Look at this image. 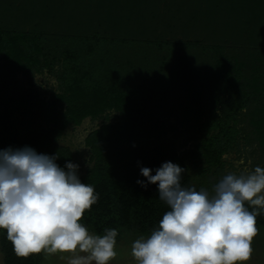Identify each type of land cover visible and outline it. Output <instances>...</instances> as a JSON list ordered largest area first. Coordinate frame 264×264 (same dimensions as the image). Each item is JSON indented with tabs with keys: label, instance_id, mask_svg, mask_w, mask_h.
Returning <instances> with one entry per match:
<instances>
[{
	"label": "trees",
	"instance_id": "16d2710c",
	"mask_svg": "<svg viewBox=\"0 0 264 264\" xmlns=\"http://www.w3.org/2000/svg\"><path fill=\"white\" fill-rule=\"evenodd\" d=\"M45 71L59 84L49 100L18 79ZM111 111L85 140L92 165L78 175L98 199L81 223L147 237L170 209L157 185L137 183L141 168L179 164L182 186L199 190L188 158L221 173L240 124L264 159V0H0V150L65 167L66 129ZM180 128L201 135L196 152L159 135ZM256 220L263 230L264 211ZM0 246L4 264H42V253L17 257L4 229Z\"/></svg>",
	"mask_w": 264,
	"mask_h": 264
},
{
	"label": "clouds",
	"instance_id": "9594fccd",
	"mask_svg": "<svg viewBox=\"0 0 264 264\" xmlns=\"http://www.w3.org/2000/svg\"><path fill=\"white\" fill-rule=\"evenodd\" d=\"M56 160L29 147L0 150V229L6 230L17 257L67 253V264H110L117 255L118 231L105 229L99 235L81 223L98 196L92 185L81 182L79 165L61 167ZM185 171L171 161L155 175L141 168L147 183H137L157 185L159 199L170 210L149 236L133 241L136 264L249 261L258 234L256 217L264 211V168L228 173L211 193L183 187Z\"/></svg>",
	"mask_w": 264,
	"mask_h": 264
},
{
	"label": "rangeland",
	"instance_id": "374dc122",
	"mask_svg": "<svg viewBox=\"0 0 264 264\" xmlns=\"http://www.w3.org/2000/svg\"><path fill=\"white\" fill-rule=\"evenodd\" d=\"M18 79L21 82V86L25 91L33 90L39 93L43 99L49 100L53 93L59 89L57 78L47 71L42 74H35L30 78H26L23 75H19ZM117 112H108L98 120H91L90 118L85 119L79 126H69L60 144L69 147L74 154V163L79 165L78 172L85 174L91 167V152L89 147L86 146L85 140L90 132L100 128L103 124L108 122H114L117 119ZM175 121L171 119L168 123L173 124ZM166 124V125H168ZM241 131L239 136V146L232 150L228 155L224 157V168L221 173L215 174V170L201 175L200 170L203 167H208V164L202 162L198 158L189 157L187 162L190 167L193 183L200 190L204 188L210 193L213 190V185L217 183L224 175L228 173H237L244 170L252 171L256 166L264 168V159L261 155V151L258 149L256 143H252L248 135V130L243 128V124L237 128ZM194 131V130H192ZM161 139L164 141H174L177 147L178 153L181 155H187L191 152H196L198 145L200 144V134L194 135L193 132L187 131L186 128H180L178 137H175L172 131L166 133H159ZM153 139V138H152ZM90 165V166H89ZM93 232L92 230H89ZM95 233V232H93ZM96 234V233H95ZM140 234L131 231H123L117 237L115 259L110 261V264H136L135 260L131 255V245L133 241L139 238ZM253 253L249 261L244 264H264V229L258 231V234L253 238L252 241ZM61 255L64 259H61ZM70 254H56L51 256H45L42 253V264H67V257ZM0 264H4V258L0 246ZM239 264V262H238Z\"/></svg>",
	"mask_w": 264,
	"mask_h": 264
}]
</instances>
